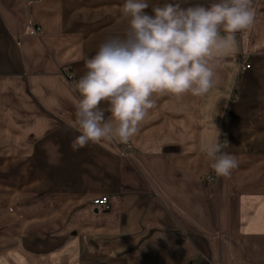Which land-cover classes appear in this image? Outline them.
<instances>
[{
	"label": "crops",
	"instance_id": "obj_1",
	"mask_svg": "<svg viewBox=\"0 0 264 264\" xmlns=\"http://www.w3.org/2000/svg\"><path fill=\"white\" fill-rule=\"evenodd\" d=\"M124 2L0 0V264H58L74 247L79 264H264V0L208 94L155 96L128 144L74 151L73 81L125 33ZM213 143L238 160L227 177L211 167ZM103 194L106 211L92 205ZM10 213L23 225L16 247Z\"/></svg>",
	"mask_w": 264,
	"mask_h": 264
},
{
	"label": "clouds",
	"instance_id": "obj_2",
	"mask_svg": "<svg viewBox=\"0 0 264 264\" xmlns=\"http://www.w3.org/2000/svg\"><path fill=\"white\" fill-rule=\"evenodd\" d=\"M125 0L122 36H108L84 62L85 73L73 81L80 99L75 106L71 148L89 143L128 144L156 106L155 96H205L219 83L216 62L232 49L234 34L255 22L253 0H217L209 6H183V0L151 4ZM102 104L107 105L106 116ZM227 145L211 144L207 156L219 177L238 166Z\"/></svg>",
	"mask_w": 264,
	"mask_h": 264
},
{
	"label": "rangeland",
	"instance_id": "obj_3",
	"mask_svg": "<svg viewBox=\"0 0 264 264\" xmlns=\"http://www.w3.org/2000/svg\"><path fill=\"white\" fill-rule=\"evenodd\" d=\"M175 2V0H155L154 1V4H157V3H162V2ZM191 0H183V5H185V7H187L186 6V4H189V3H191L190 2ZM148 3H150L151 1H147ZM212 174H213V172H212ZM209 175V174H208ZM213 176H214V174H213ZM10 219L11 220H9V233H10V237L11 238H14V239H11L10 238V244L13 246V244H14V247H16V245H17V243H16V241H18V239H19V235H20V233H22L21 231H23L21 228H22V226L23 225H18L17 224V221L16 220H14V219H12V217H11V213H10ZM29 227V228H28ZM0 228H1V225H0ZM28 228V229H27ZM32 228H33V225H30V226H28V223H27V225H26V232H28L29 230H32ZM11 246V247H12ZM79 251L81 252V250H79L77 247H74V248H72L71 250H69V253H68V251H66V252H58V259L56 260V262L58 263V264H71L72 262V264H79ZM74 253H76V255H69V254H74ZM71 260H73L71 263H70V261ZM75 262V263H74ZM26 263H38V264H47L46 263V261H45V259H39V258H37V260L36 261H32V262H26ZM51 263H53V264H55L54 262H51ZM50 264V263H49ZM82 264V263H81Z\"/></svg>",
	"mask_w": 264,
	"mask_h": 264
},
{
	"label": "built area",
	"instance_id": "obj_4",
	"mask_svg": "<svg viewBox=\"0 0 264 264\" xmlns=\"http://www.w3.org/2000/svg\"><path fill=\"white\" fill-rule=\"evenodd\" d=\"M41 27L40 26H35V25H32L31 28H30V33L32 34H37L39 32H41ZM251 67V64H245V63H242V69L243 70H247ZM69 79H73V76L72 75H69L68 76ZM208 177L210 179H213L214 176L212 173H210L208 175ZM111 198L108 194H103V195H100L96 198L93 199L92 201V205L95 209H98V210H101V211H106V210H109L111 208Z\"/></svg>",
	"mask_w": 264,
	"mask_h": 264
}]
</instances>
